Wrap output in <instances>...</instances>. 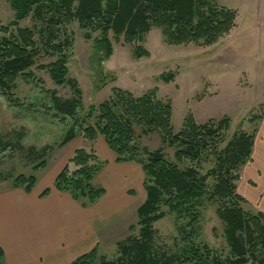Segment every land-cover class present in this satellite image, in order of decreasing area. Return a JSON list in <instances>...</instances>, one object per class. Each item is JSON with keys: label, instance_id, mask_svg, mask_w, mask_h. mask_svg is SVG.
Here are the masks:
<instances>
[{"label": "trees", "instance_id": "trees-1", "mask_svg": "<svg viewBox=\"0 0 264 264\" xmlns=\"http://www.w3.org/2000/svg\"><path fill=\"white\" fill-rule=\"evenodd\" d=\"M14 12L13 20L0 25V90L12 96L18 76L28 77L35 64L39 48L34 30L21 27L18 21L33 16L42 23L40 36L44 53L54 60L38 65L48 72L57 85L69 83L75 96L68 99L51 95V106L61 120L69 118L70 127L59 145L73 140L76 135L94 141L101 136L114 154L115 162H133L141 167L145 198L137 208L138 236H127L118 243L119 255L115 259L98 257L96 247L77 256L70 264H264V213L245 211L244 203L235 189L237 170L251 158L253 132L235 133L223 148L229 117L208 119L198 123L188 114L182 127L174 132L171 126V103L157 97L154 89L139 96L115 88L113 95L91 105L81 113L80 90L76 82L66 78L70 39L61 27L71 19L87 28L100 23L104 32L112 30L123 34L126 41L143 39L151 27L161 29L164 40L170 44L195 43L208 45L226 34L235 25L236 11L219 5L215 0H9ZM13 26V29H10ZM64 27V26H63ZM102 41L107 50L110 43L104 34ZM138 46L136 50H139ZM139 55L140 52L136 51ZM172 75L165 76L170 79ZM253 121L255 118L253 117ZM142 134L157 131L163 145L174 148V160H168L163 146L154 150L135 141V129ZM21 148L19 144H6ZM1 148V146H0ZM3 149V148H2ZM31 159L38 160L34 170L43 168L50 147L34 151L27 149ZM215 156L214 166L205 173L199 164L207 155ZM105 161L95 149L76 148L55 175L53 187L68 193L82 205L95 202L105 190L92 183ZM11 179V187L29 192L36 176L18 174ZM46 188L41 195L48 192ZM205 200L217 202V214L224 222V239L228 253L223 256L207 245H194L198 234V207ZM168 211L188 218L186 227H177L182 241L179 253L167 254L153 248L152 223ZM3 250L0 248V260Z\"/></svg>", "mask_w": 264, "mask_h": 264}, {"label": "rangeland", "instance_id": "rangeland-1", "mask_svg": "<svg viewBox=\"0 0 264 264\" xmlns=\"http://www.w3.org/2000/svg\"><path fill=\"white\" fill-rule=\"evenodd\" d=\"M215 2L236 11L235 25L208 45L167 43L157 26L151 27L140 41H126L123 34L115 35L110 29L104 32L99 21L87 28L81 27L75 18L64 24L61 29L70 39L66 78L75 81L80 90L79 112L83 113L91 105L96 106L111 97L116 87L135 96L154 89L158 98L171 103L174 132L182 127L185 117L190 114L198 123L229 117L220 148L240 131L259 134L257 122L264 113V0ZM13 14L9 0H0V25L9 24ZM18 24L33 28L39 54L28 70L31 74L16 78L11 97L0 90V189L12 186L11 179H6L8 176L34 174L42 180L49 177L78 147L94 149L95 145L98 155L107 158L99 148V139L103 141L101 136L95 142L97 138L91 141L76 135L73 140L58 146L71 121L69 118L61 120L55 114L51 95L68 99L75 93L69 83L57 85L46 69L37 67L55 58L43 52V40L39 35L42 23L29 15ZM104 34L110 43L109 50L102 41ZM138 46L140 49L136 50ZM136 51L140 54L137 55ZM167 74L172 75L169 80L165 79ZM134 129L135 141L140 146L148 150L163 146L166 158L174 160V148L163 145L157 131L142 134L138 126ZM11 143L19 144L21 148L6 145ZM30 147L34 151L42 147L52 149L43 168L34 170L33 165L38 160L33 161L28 156ZM214 163L215 156L207 155L199 164L200 172L205 173ZM133 166L132 172L126 169L127 166L119 165L125 170L122 180H115L109 174L111 167L107 165L106 170L95 175L92 183L112 196L117 195L116 190L121 186H126L127 192L123 193L132 201L133 207L137 206L143 202L145 190L141 167L136 163ZM241 205L245 211L257 210L245 201ZM217 206V202L205 200L198 207V235L192 243L205 244L225 256L228 248L223 233L224 222L216 212ZM160 210L165 214L152 223L153 248L167 254L179 253L185 241H182L177 227H186L188 218L168 211L165 205H161ZM137 221L136 207L123 217L110 221L108 227L114 230L109 235L110 241L95 246L98 257L115 259L119 255L117 244L127 236H138L140 226ZM126 222H129L127 227ZM95 264H100L98 258Z\"/></svg>", "mask_w": 264, "mask_h": 264}, {"label": "crops", "instance_id": "crops-1", "mask_svg": "<svg viewBox=\"0 0 264 264\" xmlns=\"http://www.w3.org/2000/svg\"><path fill=\"white\" fill-rule=\"evenodd\" d=\"M257 123L261 132L254 133L251 158L239 168L235 189L246 204L264 213V113ZM99 142L107 158H101L94 145L97 155L105 161L98 173L106 170L107 165L115 180H122L125 170L119 165L133 172V162H115L112 151L100 139ZM62 167L57 166L43 180L36 177L29 192L11 186L0 189V248L3 250L0 264H70L103 241H110L108 238L114 229L108 223L140 205L132 206V201L123 193L127 192L126 186L116 190L117 195L105 191L92 204L82 205L53 187L55 175ZM46 188L48 192L41 195Z\"/></svg>", "mask_w": 264, "mask_h": 264}]
</instances>
